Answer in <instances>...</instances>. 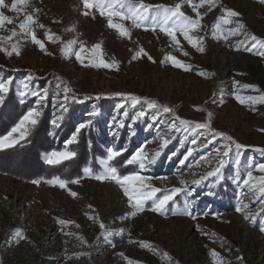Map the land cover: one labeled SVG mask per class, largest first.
Returning a JSON list of instances; mask_svg holds the SVG:
<instances>
[{"label": "rangeland", "instance_id": "rangeland-1", "mask_svg": "<svg viewBox=\"0 0 264 264\" xmlns=\"http://www.w3.org/2000/svg\"><path fill=\"white\" fill-rule=\"evenodd\" d=\"M140 2L174 7L181 0H133V3ZM193 2L199 3V0ZM6 3L11 5L12 0ZM223 8L238 12L239 17L231 19L242 22L245 28L239 35H228L235 23L221 24L227 39H217L213 37V26ZM181 10L195 18L186 4ZM0 11L14 20V25L0 28V47L11 51L10 45L19 42L21 51L19 56L0 52V68L25 73L22 82L29 74L33 75L42 81L40 88L54 90L59 78L80 100L85 96L102 97L94 99L91 105L89 100L83 103L69 100V111L63 116L71 112L75 118L73 127L91 119L90 128L105 150L111 146L127 149L131 154L143 146L151 153L159 148L157 132L164 134L167 129V124L152 123L153 113L146 106L128 109L129 116L124 117V110L118 108L122 101L114 97L117 92L156 100L172 107L182 119L193 122H204L208 113H212V126L217 131L247 146L240 153L239 167L235 164V153L230 155L223 170V181L218 186H212V178L195 186L191 181L215 166L214 160L211 164L201 162L197 165L199 155H206L221 141L217 138L209 149H198L181 166L179 160L194 147L193 137L183 131L173 133L175 139L162 150L156 164L145 174L152 176L153 185L162 189L180 187V180L186 181L193 192L191 216L171 213L162 216L144 211L131 217L132 209L126 197L113 182L100 183L85 178L79 184H69L68 188L77 193L75 198L59 187L43 183L33 185L32 175L22 176H27L34 166L31 167L30 160L19 164L17 153L12 151L0 160L4 169L0 171V264H128L129 261L131 264H264V233L259 230L264 224V205L247 189L237 187L238 174L242 182L249 165L264 163V155L254 150L264 148V103H240L234 98V95L256 97L264 93V56L258 54L264 49L258 45L252 52L245 50L254 43L251 36L264 40V3L260 0H216L212 11H208L207 6L199 9L203 30L198 35L205 38L203 52L193 49L182 36H178L181 42L178 50L170 46L169 39L159 30L155 33L151 29L145 31L134 27L130 21L117 19L114 22L122 23L131 33L130 37H121L107 27L106 19L95 9L83 15L86 10L81 0H27V6L20 5L18 12ZM28 14H33L37 21L32 29L48 54L40 52L30 37L24 39L18 35L13 41L3 39L11 34L9 30L19 33L18 25ZM38 24H43L44 28H39ZM45 31L58 37V41L47 40ZM81 42L85 47L83 64L75 59ZM97 44L100 49L93 53L91 49ZM68 47L71 51L62 53L61 49ZM141 48L148 55L133 60ZM185 51L188 56L183 55ZM167 55L189 65L190 70L177 69L170 62L161 64ZM93 57H102L109 63L115 61L118 68L86 66ZM234 82L237 84L235 93ZM245 84L254 85L260 92L243 89L241 86ZM21 87L24 90L23 84ZM103 97L113 98L108 99L110 105L100 108V101L106 99ZM140 110L147 115L135 123L132 128L135 136L129 139L131 117ZM44 111H48L51 119L60 112L51 100ZM91 111L99 115L90 117ZM158 115L168 123L173 122L170 114L160 112ZM113 117L122 120L125 127H112ZM148 125H152L151 128ZM113 131H118L116 139H113ZM204 142L206 138L199 137L198 143ZM177 150L178 155L169 161V155ZM253 175L262 174L254 172ZM225 183L231 187L230 196H226ZM209 190L214 195H206ZM241 194L245 197L243 203L249 204L245 213L235 211L241 203L237 199ZM178 199L183 205L184 197ZM220 201L225 206L220 205ZM248 211L253 215L245 219ZM91 216H97L98 221L89 219ZM100 222L114 235H104Z\"/></svg>", "mask_w": 264, "mask_h": 264}, {"label": "snow or ice", "instance_id": "snow-or-ice-1", "mask_svg": "<svg viewBox=\"0 0 264 264\" xmlns=\"http://www.w3.org/2000/svg\"><path fill=\"white\" fill-rule=\"evenodd\" d=\"M83 7L86 11L82 14L87 16L88 11L95 9L99 12V15L106 19L107 27L109 29H114L121 37H130L131 33L128 28H126L122 23L114 22L119 21H130L131 24L136 28H143L145 31L151 29L154 33L159 30L163 33L170 41V46H175L180 50L181 42L178 36H182L183 40L187 42L193 49L197 52H203L205 49L204 36L198 35V33L203 30V25L201 24L202 14L199 9L207 6L208 11H212L213 7L216 6V0H199V3H194L193 0H181L174 7H168L163 4H145L143 2L133 3V0H81ZM264 3V0H260ZM186 4L195 13V18L186 15L182 11V6ZM20 5L27 6V0H12L11 5L6 3V0H0V9H6L10 12L20 11ZM222 15L217 18L215 25L213 26V37L227 39L221 24L228 25L230 23H235V27L228 30V35H239L240 31L245 28V25L238 21L232 20L231 18L239 17V13L227 8L221 9ZM39 12V9L36 10ZM37 21L34 19L33 14L26 15L25 21L18 25L20 32L17 33L15 30H9L10 35L4 37V40L13 41L14 37L22 36L24 39L30 37L31 43L35 45L40 52L48 54L44 43L41 39L37 38L36 32L32 29V25H36ZM6 25H14L13 18L5 15L3 11H0V28H5ZM39 28L43 29V24L37 25ZM219 34V35H217ZM45 38L51 42L58 41V37L49 35L48 31H45ZM251 47H247L245 50L252 52L253 49L260 48L264 49V40H259L255 36L250 37ZM75 44L76 41H72ZM241 43H244L241 41ZM11 51L4 47H0V52H4L5 55L11 56L13 54L19 56L21 54L19 42H13L11 45ZM100 49V45H95L91 51L97 53ZM71 51V48H62V53L64 51ZM85 51L83 42L80 43V48L75 52V59L81 64L84 63L82 58V53ZM260 56H264V51L258 53ZM148 54L141 48L132 57L133 60L141 56H147ZM184 56H188V52H183ZM149 60H152L148 56ZM154 62V61H153ZM170 62L171 65L177 69H182L184 71H189L190 66L182 63L180 60L176 59L172 55H167L164 57L161 64ZM89 67H99L108 70H114L118 68L115 61L105 62L102 57H93L89 62ZM15 71V69H14ZM199 75H205L204 73H199ZM35 77L29 74L26 80L23 82V89L19 95L21 97V103L23 104L25 100H30V107L25 114L21 116L19 121L9 130L6 134L0 135V151H5L11 149L17 145H20L22 141H25L30 135L31 131L40 123L41 117L44 109L48 105L49 100L55 106H57L60 112L57 116L50 121L53 128L60 129L62 127L61 122L64 119L63 113L69 111L67 102L72 100L75 103H83L84 101L95 99L100 100L102 97L96 96H85L83 100H80L74 93L73 90L68 86L67 83L60 81L57 78L54 90L52 88H34L32 87V81ZM13 80L0 79V104L4 103L5 96L11 90V85ZM243 89H251L255 92H260V89L256 88L254 85H242ZM237 89V84L234 82L233 90L234 93ZM115 98H118L122 103L118 105V108L123 109V116L128 117V109H135L137 106H146V108L153 113L152 123L157 122L161 125L167 124V129L164 134L157 132L156 139L159 141V148L153 152L146 151L145 147H138L126 158L124 153L127 149H116L114 147L108 146L106 148V156L98 157L97 163L101 166V171H94L93 167L88 166L83 169V176H79L73 179H65L59 175H53L51 178H40L33 179L31 183L36 186H40L42 183L52 186L59 187L62 190L68 192L71 197H76L77 193L71 191L68 188L69 184H79L81 179H92L100 183L113 182L118 185L126 197L128 206L132 209L130 215L135 217L138 213L149 211L158 215L166 216L171 213L172 215H189L192 213L190 211L194 200L190 199L193 196L192 189L188 186V183L183 179L180 180V187H172L171 189H162L153 185L152 180L154 179L150 175H146L147 169L150 166L156 164L159 157L162 155V150L166 148L175 136L173 133H184L190 134L193 138L191 139V144L194 146L189 148L183 157L179 160V164L183 166L190 157H193L198 149H209V145H213L214 141L219 138L221 143L218 146H213L207 154H200L199 159L196 164L199 165L201 162L205 164H211L215 161V166L207 171L203 175H200L198 179H193L191 181L192 185L201 186L205 181H209L212 178V186H218L223 181V170L228 163V158L234 152L235 153V164L237 167L241 164L240 153L246 150L247 146L237 142L231 136L225 134L222 131H217L212 126V113H208L207 118L204 122H193L188 119H182L179 117L172 107L167 105L159 104L156 100L140 97L134 94L117 92L114 94ZM106 99H111L113 97H103ZM234 98L240 102L245 101L264 103V93L261 95L253 97H243L240 95H234ZM222 103V101H221ZM200 111L201 109H197ZM160 112L164 114H170L172 116V123H168L164 119L160 118L158 115ZM90 117H96L99 115L97 111H91L88 113ZM147 113L144 110L136 111L135 115L131 117L132 124L128 125L129 128V139L135 136V132L132 131L133 126L136 122L146 117ZM92 125V120L87 122H79L75 127L74 131L71 133L69 138L64 140L62 150H51L43 154L44 162L49 166L60 165L65 161H74L78 153L71 147L77 145L79 138L83 130L89 129ZM152 125H148L151 128ZM112 127L116 129L124 128L125 124L122 120H117L116 117L112 118ZM264 131V130H262ZM113 139L118 136V131L112 132ZM205 137L206 142L198 143L199 137ZM183 144V141H181ZM261 155H264V148H256ZM214 154V155H213ZM178 155V150L173 151L168 159L171 161L173 157ZM91 164V162H90ZM131 166L127 173L121 171V169H126ZM258 172L262 175L254 176L253 173ZM195 175V173H193ZM166 179V178H162ZM237 187L241 190L247 189L252 196L264 205V163L258 165H249L246 170V175L243 177L242 182L239 179V174L237 178ZM206 195H214V192L209 190ZM183 196V205L180 204L179 197ZM245 197L241 194L238 195L237 199L241 201L236 207L235 211L237 213H245L249 209V204L243 203ZM259 213H256L258 215ZM253 215L250 211L244 216L248 219L249 216ZM89 219L93 221H98L97 216H91ZM195 219V217H193ZM99 227L102 233L107 237L114 235L113 231L107 229L103 222L99 223ZM259 230L264 233V224H262ZM23 238V237H21ZM83 243V242H82ZM212 255H216L215 252ZM131 264V261L128 262Z\"/></svg>", "mask_w": 264, "mask_h": 264}, {"label": "trees", "instance_id": "trees-1", "mask_svg": "<svg viewBox=\"0 0 264 264\" xmlns=\"http://www.w3.org/2000/svg\"><path fill=\"white\" fill-rule=\"evenodd\" d=\"M25 76V73H16L0 68V79L11 78L13 80L10 92L6 94L4 103L0 104V135L6 134L30 107L31 98L25 100L22 104L20 102L21 97L18 94V91L22 88L21 84H23L21 80ZM41 84L42 81L38 79L32 81V87L34 88H40ZM88 102L91 105L94 104L95 100L91 99ZM108 105H110L108 99L100 101L99 103L100 108ZM51 120L48 111H43L40 123L32 130L28 138L22 141L20 145L5 151H0V160H3V157L12 151L17 153L19 164L24 162L28 163L30 160L31 167L34 166V169L27 176H22L23 178L32 175L34 179H40L59 175L62 178L70 180L83 176V169L88 166L93 167L94 171H101V167L97 163V158L105 157L106 150L103 148V144L97 141L95 131L91 128L83 130L77 145L71 146L78 153L74 161H65L55 166H49L44 162L43 154L51 150H62L64 140L69 138L74 131L75 118L71 116V112L64 117L60 129L53 128L50 124ZM128 155H130V151L127 150L124 153V157L126 158ZM130 168L131 166L126 169H121V171L127 173ZM0 171L4 172L2 166H0ZM224 186L226 187V196H230L231 187L227 183ZM220 205L225 206L223 201H220Z\"/></svg>", "mask_w": 264, "mask_h": 264}]
</instances>
